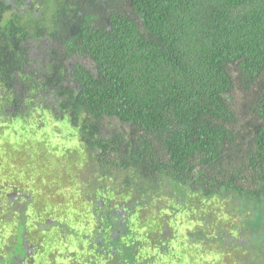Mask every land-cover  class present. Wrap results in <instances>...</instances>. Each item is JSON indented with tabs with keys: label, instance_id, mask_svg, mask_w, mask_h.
<instances>
[{
	"label": "trees",
	"instance_id": "16d2710c",
	"mask_svg": "<svg viewBox=\"0 0 264 264\" xmlns=\"http://www.w3.org/2000/svg\"><path fill=\"white\" fill-rule=\"evenodd\" d=\"M83 228L86 264H264V0H0V264Z\"/></svg>",
	"mask_w": 264,
	"mask_h": 264
},
{
	"label": "rangeland",
	"instance_id": "374dc122",
	"mask_svg": "<svg viewBox=\"0 0 264 264\" xmlns=\"http://www.w3.org/2000/svg\"><path fill=\"white\" fill-rule=\"evenodd\" d=\"M30 46H31L30 47L31 55H33V54L37 55L39 52L40 53L45 52V50L48 48V46L45 44L35 46L33 42L30 43ZM82 62H84V61H82ZM87 65H89V64H87ZM37 165L39 167L40 165H42V163L39 162ZM40 174L41 173H39V175ZM51 175L56 177L55 174H50V175H46V176L51 177ZM50 184L51 183L44 182L39 187L43 190L42 197L44 199L50 200V202H52L53 204H55V205L66 204L69 200L72 201V199L75 197V191L70 190L69 188H68L69 190H65V191L52 192L50 190ZM39 232H40V230L39 231H35V229L31 230V234H30V236L32 235L31 241H32V245H35V247L39 246L38 243L42 239V236L40 235ZM87 260H89V259L87 258ZM83 261H85V258L83 259ZM61 264H63V263H61Z\"/></svg>",
	"mask_w": 264,
	"mask_h": 264
},
{
	"label": "flooded vegetation",
	"instance_id": "af4514ba",
	"mask_svg": "<svg viewBox=\"0 0 264 264\" xmlns=\"http://www.w3.org/2000/svg\"><path fill=\"white\" fill-rule=\"evenodd\" d=\"M82 239L77 243H72L66 240V243H63L61 246V249L64 252H67V261H69V264H86V257H87V241H86V228H83L81 231ZM102 237V235H99V238ZM97 241V247L99 250V253H104L106 248L108 247L106 244L101 242V239ZM101 248V250H100ZM85 258V261L83 259Z\"/></svg>",
	"mask_w": 264,
	"mask_h": 264
}]
</instances>
